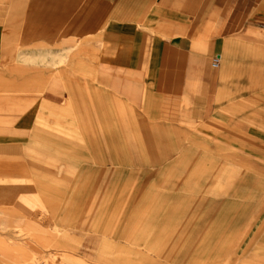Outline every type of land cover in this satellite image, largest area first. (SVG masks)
Wrapping results in <instances>:
<instances>
[{"label":"rangeland","instance_id":"rangeland-1","mask_svg":"<svg viewBox=\"0 0 264 264\" xmlns=\"http://www.w3.org/2000/svg\"><path fill=\"white\" fill-rule=\"evenodd\" d=\"M22 8L8 18L0 95L42 101L33 142L0 152V264H264L260 62L248 61L246 86L231 77L211 119L163 124L96 87V0L53 29L36 27L35 2ZM71 46L57 69L18 60ZM49 96L58 108L42 106Z\"/></svg>","mask_w":264,"mask_h":264},{"label":"crops","instance_id":"crops-1","mask_svg":"<svg viewBox=\"0 0 264 264\" xmlns=\"http://www.w3.org/2000/svg\"><path fill=\"white\" fill-rule=\"evenodd\" d=\"M26 1L0 0V64L7 59L3 46L8 18L15 8L23 13L19 8ZM96 1L104 25L96 42V63L88 72L98 89L143 109L150 119H166L163 124L175 126L211 119L220 107L219 94H231L236 81L231 77L242 78L238 85L244 87L248 61L264 68V0ZM32 2L37 6L33 12L46 13L36 27L53 29L56 15L65 20L81 0ZM248 47L256 50L254 57ZM75 49L46 51L44 56L24 53L18 60L30 65L45 57L57 69L70 62L68 54ZM215 57L220 58L217 69L212 67ZM49 97L42 106L58 108L54 96ZM40 101L34 94L0 95V152L19 155L33 142Z\"/></svg>","mask_w":264,"mask_h":264},{"label":"built area","instance_id":"built-area-1","mask_svg":"<svg viewBox=\"0 0 264 264\" xmlns=\"http://www.w3.org/2000/svg\"><path fill=\"white\" fill-rule=\"evenodd\" d=\"M219 66H220V58L215 57L212 63V67L217 69L219 68Z\"/></svg>","mask_w":264,"mask_h":264}]
</instances>
